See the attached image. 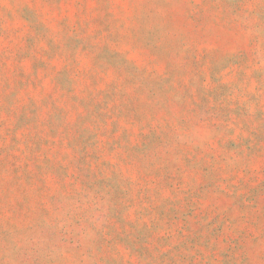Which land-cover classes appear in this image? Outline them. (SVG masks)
<instances>
[{"label": "rangeland", "instance_id": "rangeland-1", "mask_svg": "<svg viewBox=\"0 0 264 264\" xmlns=\"http://www.w3.org/2000/svg\"><path fill=\"white\" fill-rule=\"evenodd\" d=\"M0 264H264V0H0Z\"/></svg>", "mask_w": 264, "mask_h": 264}]
</instances>
